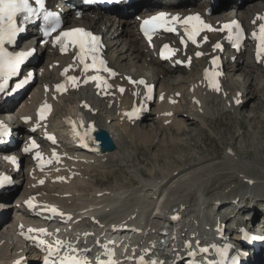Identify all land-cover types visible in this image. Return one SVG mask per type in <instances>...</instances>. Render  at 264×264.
<instances>
[{"label": "rangeland", "instance_id": "rangeland-1", "mask_svg": "<svg viewBox=\"0 0 264 264\" xmlns=\"http://www.w3.org/2000/svg\"><path fill=\"white\" fill-rule=\"evenodd\" d=\"M250 1L247 2L245 4V7L243 8V13L247 14V16H250L253 13V10L252 11L250 10L251 7L255 9L254 11H256L264 6V0H256V1L252 0V2ZM255 2H257L256 7H254ZM110 20L111 21H108L109 26H107L110 29V34L108 35V37L110 38L111 43L110 42L109 43L110 46H112L113 44L115 45L117 43L115 46L113 45L114 47L117 48V50L112 51L111 55L119 56L118 57L119 61L115 60L116 66L126 70V72H136L139 73V75L152 74L155 76V68H154L155 66L152 65L148 66L149 63L147 62L149 61L147 58L145 61H143V59H140V61H138V59L135 58L134 55L137 54L134 53L135 51L133 52L132 48L130 47L132 42L130 43L129 46V42H130L129 35L124 34L123 36L117 37L118 33L122 32L124 27L123 25H120L121 21H118L119 24L118 25L113 19ZM121 26H122V30H121ZM132 26L133 25L131 26L127 25L125 26V28L128 27V29L130 30ZM128 38H129V42H128ZM140 43H142L143 46L145 47L143 42L140 41ZM114 47L111 50H113ZM49 55H50L49 56L50 59H54L53 55L51 54ZM53 61H58V60H53ZM117 64H119L120 66ZM248 65L251 64L249 63ZM252 66L253 65H251V67ZM47 73L48 76L44 77L45 84H48L47 80L50 77H52V75L53 76L55 75V73L53 72L50 73V71ZM250 73H248V71L243 69L237 71L236 70L233 71L232 69L231 71H229V78L227 80V85L229 86L227 91L228 92L232 91L231 94L234 95L237 90H241L243 93L242 99L244 101V104H240L239 105L240 107L234 104V107L236 108H233L231 100L227 101L230 104L227 105L225 104L226 103L225 98H221L219 96L215 97L214 95L208 96V99L205 101L204 104L206 106V110L204 111L206 117L205 118L198 117V120L196 119V121L193 122L190 120H187L186 122L184 121L181 122L182 128L187 129V131L180 134L176 133L175 129L171 130L169 126H165L164 125L165 123L162 124L163 122L157 119L156 111L153 109V113H151V115H148L141 124L136 123L135 124L136 126L132 127L131 124L133 123H131L128 128L129 130L130 129L131 130L127 135V133H125V130L122 129L123 127L120 126L118 122L117 119L118 115H113L112 113L109 119L111 120L112 118H114L111 120V122L113 120H116L112 124L117 125V127H119V130L116 129L115 127L114 128L112 127L114 131L113 129H111L112 132L110 133L111 135L112 134L119 135V133L121 132V136L123 137V144L125 145V149L123 150V152L117 153L115 155V159L120 154L122 157L127 158L128 161L123 162V160L119 159L118 161L114 162L115 164L114 163L107 164L106 161H100L99 163H97L96 166L91 167L92 165H88L89 170H87V172L85 171L84 175L83 174L81 175L80 177L81 182L78 179V177H77V181L74 179V181L76 182L74 185L75 188L74 190H75V194L78 195L77 197H84V196L97 197L96 193L98 189L101 190L105 188L111 189L112 188L111 179L113 177L122 175V173L125 171L127 172L129 171L133 177L132 182L127 185L128 189L130 188L129 189L130 192L139 191V193L141 192V194L144 195L146 191L144 189L150 188L149 187L150 185H147L148 183L152 184V182H154L155 180L163 181L165 177L167 175H170L172 171H174V169L178 166H182L183 168L186 167L187 170L188 166H191V163L192 166L194 167L207 163L208 167L214 166L217 169L216 178L212 182L211 187L208 189V191L212 194L211 196H208L207 194L199 195L201 201L202 200L210 201L213 198H215L219 194V192H217V189L219 188L221 189L225 184H228L230 188L234 186L240 190L242 188V181L236 178L235 174H233V170L234 168H237L239 166L243 167L247 162L255 163L257 170L256 172H258L257 174L264 176V166H262V164L264 165V90H263L264 70L261 67H256V69L255 67H252ZM171 74L172 75H169V77H164V78L163 76H161L164 74H161L160 75L161 82L159 80V86L163 83L164 87L169 92L173 91L174 87H175V92L179 91L176 88L185 90L190 80L197 78L196 71L175 70L172 71ZM177 79L181 80V83L177 85L175 84L171 85V83L173 84L174 80L177 81ZM44 83H42V85ZM36 86L39 87L40 85L36 84ZM34 89L35 86L33 90ZM36 92L33 94V96H35L34 100L31 99V97L27 98L28 101H30V104L38 99L40 100L42 94L44 95L42 89L40 88L36 90ZM88 92L89 91H85L84 93L88 95ZM78 94L79 96H75ZM78 94L71 93L65 96V99L64 98L58 99V101L60 100L62 102H59L60 104H57V106L55 105L57 107L56 108L57 110L55 109L56 111L54 116H58V114L64 115L66 113H70L69 110H73L72 104L74 108L76 107V111L80 112V109L79 107H77V105L78 104L80 105L81 102L78 99L79 98L85 99L90 95L82 96V94L80 93ZM68 96L72 97V99L74 100H72ZM226 98H230V97H226ZM96 99L93 100L92 98H90V101L93 103H95L96 101L100 102L101 103L100 108L102 109L103 107H106L105 105H108V103L110 102L109 101L106 103L105 99H103V102L98 98ZM25 101H26V97H25ZM28 101L27 104L26 103L24 104L29 105ZM104 101H105V105L103 104ZM42 102H45V104L48 105L47 98ZM64 102H68V104L64 105ZM69 102L71 103L69 104ZM16 103L14 104V107ZM61 103L64 106L61 107ZM189 103H190V99L188 94V97L186 101L181 105V108L184 107V104L189 105ZM191 105L192 103H190V106ZM65 106H67V108ZM12 108H13V104L7 109V112L9 113H5V115L9 114L8 116L10 120H12L11 116H13L14 121L19 124L18 128H20L21 125L16 115L19 111L16 110L17 112L14 113L11 111ZM66 109L67 111L66 113H64ZM57 111H59L60 113L59 112L57 113ZM94 111L96 110L94 109ZM105 111L106 110H103V112L101 111V114L103 117L105 116L104 118L107 119L109 112H105ZM198 111L200 112V110L197 107V112ZM187 114L188 113H186V115ZM106 128L109 130V128H111L110 124ZM134 128L136 129L134 130ZM142 131L146 133L147 136L146 141H143L139 137H137L138 133ZM148 143H150L151 145ZM204 156H208V158L205 159V162L204 160L201 159ZM159 158L161 160H159ZM185 164H188V166H186ZM186 170L183 172L184 174L182 173L178 175V177L174 178L173 175L172 176L173 180L165 184V186L160 191H158L157 193L158 197H156V199H151L150 197L141 196V197H146L145 199H142V201L144 202L142 204L138 201V199H130L129 200L130 202L128 201L126 203H132L133 207L136 208V210L141 209L139 208V206L145 207L147 204L151 208L149 210L150 212L149 214L152 218L150 220L153 221L152 224L156 222L155 221L156 216L159 217L161 215V217L162 216L165 217L167 211L168 213H170L174 208H181L183 211H186L187 209L191 208V206H193V203L192 205H190L192 195H190L191 193L189 194V192L186 193L182 192V194L179 193L172 196L173 200L169 202V204L170 203L171 204L168 206V208H166L167 206L165 208L162 207V203L164 202V200H166V197H169V193L172 194V190L175 189L178 180L190 175ZM87 173H89V175H87ZM140 173H142L145 176L144 179L147 180L144 181L143 178L140 176ZM190 176L194 178V175H190ZM82 180L86 181L84 182L85 184L82 182ZM77 182H79V184ZM144 184H146V186H144ZM197 184L198 186H202L203 183L197 182ZM70 185L71 187H73L72 184ZM45 191L46 190H43V192ZM19 192L20 190L17 189V191H15L14 193L18 194ZM102 192L103 191H99L100 194ZM147 194H152V190L148 191ZM197 195L198 194L196 193L195 197H198ZM98 196L100 197V195ZM177 202L179 204L172 207V204ZM118 205H121V203ZM229 207H227L226 209L228 210ZM162 208L164 210H162ZM109 214L111 213H108V215ZM6 229L8 230L7 226L3 225L2 227H0V235L5 239L10 240V238L12 239L13 234L11 235L10 234L11 232L8 233ZM180 241L183 240H180L179 238H177L176 240L175 238V241H172V243L174 244L177 243V246L175 245L176 247L181 245L180 247L183 248V245L181 244Z\"/></svg>", "mask_w": 264, "mask_h": 264}, {"label": "bare ground", "instance_id": "bare-ground-1", "mask_svg": "<svg viewBox=\"0 0 264 264\" xmlns=\"http://www.w3.org/2000/svg\"><path fill=\"white\" fill-rule=\"evenodd\" d=\"M194 1H196V0H193V2ZM252 1V0H251ZM171 5H173V7L175 8V9H177L179 6H180V4H177V3H175V4H171ZM257 6V2H255L254 3V7H256ZM115 14H117V15H119L120 13L119 12H115ZM96 15H98V19L97 20H95V19H92V18H84L83 20H80L79 22L81 23V24H83V25H86L87 27H89V28H91L92 30H96V31H102V32H105V33H107V31L106 30H104V28L106 27V25H107V19L108 18H111L110 16H108V15H104L105 16V18H106V20L107 21H103V18H104V16H102V14L101 13H97ZM101 17H103V18H101ZM243 18H244V16H243ZM246 18V17H245ZM122 23V24H121ZM134 24V21H121L120 22V25H123L124 27H123V30H122V32H120L118 35H117V37H120V36H123L124 34L125 35H129V37H130V42H132L131 43V48H132V51H135V53L137 54V55H134L135 56V58L136 59H138V61H140V59H143V61H145L146 60V58H148L149 56H151L152 55V53L151 52H147L145 49L147 48L146 46V48L143 46V44L142 43H140V37H139V35L137 34V31H135L134 29L133 30H129L128 29V27L127 28H125V26H131V25H133ZM106 29V28H105ZM129 39V38H128ZM117 44V43H116ZM115 44V45H116ZM114 45V46H115ZM113 45L112 46H110V43H109V50H111L113 47H114ZM115 48V47H114ZM45 51H47V49L45 50ZM50 53V52H49ZM131 55V54H130ZM133 58V57H132ZM134 58V59H135ZM243 57H242V55H240L239 56V58H238V60L236 61V63L234 64V67H235V70L237 71V70H240V69H243V70H246V71H248V73H250V71H251V69H252V67H255V66H257L256 64H255V66L253 65L252 67H251V65H248L249 63L248 62H246V64L243 62V61H241V59H242ZM53 60L54 59H50V63H51V61H52V63H53ZM135 61V60H134ZM147 63H149V65H152V66H158V74L160 75V73L161 74H164V76H166V77H169V75H172L171 74V72H172V68H170L167 64H164V63H160L158 60H157V58H155L154 56H152L151 57V59H150V62H147ZM146 63V64H147ZM251 68H250V67ZM182 70V69H181ZM183 70H185V69H183ZM179 71V70H178ZM51 72H54V71H50V73ZM251 74V73H250ZM250 74H248V75H250ZM141 75V74H140ZM55 76V75H54ZM175 81V80H174ZM48 85H49V83H48ZM264 90V89H263ZM36 92V91H35ZM214 92V91H213ZM37 93V92H36ZM144 91H143V88H141V87H137V86H135V87H133V86H129V88L125 91V92H123V93H118V96H120L119 98H123V102H125L127 99V101L121 106V108H120V106H119V112H118V117H117V119H118V122H119V124H120V126H122L123 128V130H125V133H127V135L129 134V132H130V130L128 129L129 128V125L131 124V123H129L127 120H126V117H125V115H124V110H125V108L127 107V105L130 103V102H132L133 100L132 99H130L133 95H136V96H138V98H139V100L140 101H143L144 100ZM88 95H90V96H88ZM88 97L87 98H85V99H83V98H79L78 100H80V102H82V100H85L86 101V103L84 104V106L86 105V104H91L92 105V102L90 101V98H92L93 100H95L96 98H95V96H93V94H91L90 92H88ZM67 96V95H66ZM34 97L35 96H33L31 99H33L34 100ZM37 97V96H36ZM69 97V96H68ZM60 98H65V96H63V97H60ZM59 98V99H60ZM69 98H71V97H69ZM72 99V98H71ZM237 100L239 99V98H236ZM63 100V99H62ZM68 100V99H67ZM72 100H74V99H72ZM97 100V99H96ZM28 101V100H27ZM27 101H26V104H27ZM106 101V100H105ZM104 101V102H105ZM59 102H62V101H55V102H52L53 103V105H54V107L55 108H57L56 106H57V104H60ZM102 102H103V99H102ZM107 102H109V101H106V103ZM48 104H52L50 101H48L47 102ZM71 102H69V104H70ZM75 103V102H74ZM110 103V102H109ZM109 103H108V105H105L106 107H103V109L102 108H99V110H96V111H94V108L91 110V111H86L83 107H81L78 103V105H77V107H79V109H80V112H78V115H80L83 119H84V121L85 122H87V123H89V122H94L95 123V125H97V126H100L101 128H105V129H107L106 127H108V125L110 124V126H111V128H109V132H112L111 131V129H113L114 127L116 128V129H118L119 130V127H117V125H113L112 123H111V120L112 119H114V118H112L110 121H109V118H110V116L112 115V113H113V115H114V111H111V110H113V108H114V105H115V102L113 103V105H112V103H111V106H109ZM26 104H24V105H22V107L18 110L19 112L16 114L17 115V117H19L20 118V114H23V113H25V112H28L29 110H30V107H31V104L29 103V105H26ZM56 105V106H55ZM61 105H62V103H61ZM101 105V104H100ZM109 106V107H108ZM164 106H166V108H164V110L163 111H160L159 113H158V117L160 118L161 117V122H163V124L165 123L164 121H166L167 119H170V117L169 116H166V113H165V111H169V110H171V107L169 106V104H166V103H161V105H160V108H162V107H164ZM196 107H198V104H196ZM67 108V107H66ZM69 108H70V106H69ZM72 108H73V110H69V112L70 113H73V112H76V107L74 108V106H73V104H72ZM71 108V109H72ZM109 108H110V110H109ZM199 108V107H198ZM59 109V108H58ZM63 109V108H62ZM57 110V109H56ZM55 110V111H56ZM60 110V109H59ZM103 110H106L105 112H109V114H108V118L106 119V118H104L103 116H102V114H101V111L103 112ZM174 119L172 120V126L171 125H169V127H170V129L172 130V129H175L176 130V133H178V134H180V133H183V132H185V131H187V129H183L182 128V124H181V122H186L187 120H190V121H196V119L198 120V117H202V118H205V116H204V114L202 113H200L199 111L196 113V116H193V114L192 113H188L187 115H186V113H185V111H183V110H179V107H175L174 109ZM67 111V110H66ZM59 111H57V113H58ZM63 112V111H62ZM111 112V113H110ZM60 113V112H59ZM11 116V115H10ZM66 116H68L67 114H64V115H59L58 114V116H52L51 117V119H49V122H50V128L49 127H47V128H49V129H52L53 127H55V126H58V124H60V126L62 125V123L64 122V119H65V117ZM186 116V117H185ZM178 117H182V119L180 118V119H178ZM11 118H12V120H11V123H12V125H14V128H15V133L17 132V131H20V128H18V126H19V124L17 123V122H15L14 121V117L13 116H11ZM19 120V119H18ZM108 120V121H107ZM108 122V123H107ZM136 123V122H135ZM181 124V125H180ZM196 124V123H195ZM21 125V124H20ZM113 127V128H112ZM177 127V128H176ZM186 128V127H185ZM116 129H115V131H116ZM121 129V128H120ZM121 129V130H122ZM113 131H114V129H113ZM64 132V131H63ZM113 135V138L115 139V142H116V144H117V149H116V151L115 152H107V153H105L104 155H101V158H103L105 161H106V163L108 164H113L114 162H116V159H115V155L117 154V153H119V152H123V150L125 149V145L123 144V139H121L122 137H121V132L119 133V135L118 134H112ZM117 136V137H115V136ZM148 135V134H147ZM141 138H144L143 140L144 141H146V133H144L143 131H142V133H141V136H140ZM59 138H64V137H59ZM122 140V141H121ZM147 144V143H146ZM148 144H150V143H148ZM151 145V144H150ZM149 145V146H150ZM173 145H174V143H173ZM81 152H83V153H80V154H78V158H79V160H81V162H83V161H86L87 159H92V158H94V156H92V155H94V153H89L88 151H86V150H81ZM120 155V154H119ZM100 158V159H101ZM206 158H208V156H204V157H202L201 159L202 160H204V162H205V159ZM99 159V160H100ZM159 160H161L160 158H159ZM209 160H210V158H209ZM27 161H29L28 159H27ZM1 162V161H0ZM30 162V161H29ZM188 163V162H187ZM115 164V163H114ZM186 166H188L187 164H185ZM208 164L207 163H204V164H201L200 166H197V167H199V168H197L196 169V172H201L200 174H198V175H196V174H194V173H192V175H194V178L192 177V176H186V177H184V178H182V179H180V180H178V183H177V185H176V187H175V189H173L172 190V194H170L169 193V197H166V200H164V202L162 203V207L163 208H165L166 206V208H168V206L171 204H169V202H171V200H173L172 199V196H174V195H176V194H179V193H181L182 194V192L183 193H186V192H190L189 194L190 195H192V199H191V202H190V205H192V203H194L195 202V196H196V193L193 191V189H192V187H195V186H197L198 187V189L200 190L203 186H205L204 184H202V186H198V184H197V182H199L200 180V178H199V176H203V177H208V176H212V173H209V171L210 170H212V168H210V167H208L207 166ZM114 166V165H113ZM262 166H264L263 164H262ZM115 167V166H114ZM188 167H192V163H191V166H188ZM201 167V168H200ZM188 169V168H187ZM87 170H89V166H82V167H80V172L82 171V174L84 175V172L86 171L87 172ZM186 170V167H182V166H178V167H176L175 169H174V171H172V173L170 174V175H167L166 177H165V179L163 180V181H154V182H152V184L151 183H148L147 185H150L149 187V189H144V190H146L145 191V193H144V195H142L141 194V192L139 193V191L137 192V191H132V192H130V193H128V191H130L129 189H125V188H127V185H128V183H129V181H127V184L125 185V187H124V189H125V191H123V192H118L117 190L116 191H113V192H111L109 195H103V196H97V197H77L78 195L77 194H75V188H74V185H75V181L73 182V181H71V180H68V181H66V182H61V180L58 178L57 179V181L56 180H53V177L52 178H50L49 176H47L46 177V180H47V182L45 181V193L47 194H49V195H51V196H53V197H51V198H54V199H56V200H58L59 202H61V203H63L64 205H68V204H73V205H81V204H85L86 202H92V201H99V203L96 205V206H99V208H102L104 211H105V213L106 212H108L109 211V213H111V214H113L114 212H118V210L119 209H121V210H125L126 212H128V214L126 213V215L127 216H130V214L131 215H134L135 217H137V216H139V215H144V214H149L150 212H149V210L151 209L147 204H146V206L145 207H143V206H139V208H141V209H139V210H136V208H134L133 207V205H132V203H126L125 204V206H123L122 204L121 205H118V204H120V199L122 198V197H128V199L130 200V199H138V201L142 204V203H144L143 201H142V199H145L146 197H150L151 199H156V197H158L157 196V193H158V191H160L164 186H165V184H167L168 182H170L171 180H173V178H172V176L174 175V178L175 177H178V175H180V174H182L184 171ZM81 174V175H82ZM184 174V173H183ZM81 175L78 177V179L80 180V177H81ZM123 176H125V178H127V177H129L130 176V173H129V171L127 172V171H125V172H123L122 173V175H120V176H116V178H118L119 180H117L118 181V183H123V180H121V178L123 177ZM216 176V172L214 173V177ZM83 177V176H82ZM45 179V178H44ZM83 179V178H82ZM76 181H77V179H75ZM85 180H86V178H85ZM204 181H206V179L204 180ZM80 182H81V180H80ZM82 182L84 183V182H86V181H83L82 180ZM78 184H79V182H77ZM70 184H72L73 185V187H71V185ZM85 184V183H84ZM83 185V184H82ZM144 186H146V184H144ZM28 187L29 188H31V189H33V190H36V189H38V188H40V187H38L36 184H35V180H30V182H28ZM78 188V187H77ZM74 190V191H73ZM132 190V189H131ZM150 190H152V194H147V192L148 191H150ZM71 194V197H69L67 194ZM128 193V195H126ZM150 193V192H149ZM130 196H133V197H130ZM141 196H146V197H141ZM2 197H4V196H2ZM129 200H127V202L129 201ZM152 201H154V200H152ZM130 202V201H129ZM177 204H179L178 202L177 203H173L172 204V207H174V206H176ZM161 207V206H160ZM162 208V210H164ZM107 210V211H106ZM167 210V209H166ZM227 210V209H226ZM8 213H7V217H9V211H7ZM122 212V211H121ZM155 212V211H154ZM158 215V214H157ZM169 215V213H168V211H167V214H165V217H161V215L159 216V217H155L156 218V220H155V218H154V220L156 221V222H159V221H161V220H164V219H166L167 218V216ZM155 216V215H154ZM150 219H152V218H150ZM254 220V219H253ZM152 221V220H151ZM12 221H10V223H11ZM155 222V223H156ZM1 224H3V223H0V225ZM147 227H144V233H143V235H141V239H142V237H144L143 239H145V234H147L146 233V231H148L149 233L155 228L153 225L152 226H149V225H146ZM8 233H10L11 235L13 234V230L12 229H10L9 227H8ZM14 235V234H13ZM176 240H177V238H179L180 240H183V237L182 236H179V235H177L176 237ZM175 238H173V241H175ZM181 243H182V241H180ZM179 245V244H178ZM177 246V245H176ZM183 250H184V252H187V249H185V247L183 246V248H182ZM263 252H264V248L262 249V251H261V254H256L255 255V261L256 262H258V263H260V262H262V263H264V256H263ZM18 255V247H16V248H13L12 246H11V243H10V240L9 239H5L4 237H2L1 235H0V264H7L9 261H11V260H13L16 256ZM29 264H38L36 261H34V260H31V261H29Z\"/></svg>", "mask_w": 264, "mask_h": 264}, {"label": "snow or ice", "instance_id": "snow-or-ice-1", "mask_svg": "<svg viewBox=\"0 0 264 264\" xmlns=\"http://www.w3.org/2000/svg\"><path fill=\"white\" fill-rule=\"evenodd\" d=\"M35 4L38 7H33L30 0H0V92L5 91V84L8 79L13 76H17L20 72V66L23 63L25 57L30 56L31 52L26 53H17L14 51H9L6 45H14L17 40V36L19 33L24 31L22 27H19L17 24V16L23 14L24 21L29 20L33 17H38L40 12L44 10L45 0H35ZM56 13L54 12H46L45 19H53L54 23L52 27L45 32V35H50L53 32H56L58 28H60V22L56 19ZM260 20H264V17H259ZM181 22V18L179 16H175L171 18V23ZM171 23L168 19L167 13H160L158 16H153L150 19L144 20V34L149 39L152 40L151 33L155 31L157 28H164L169 33H174L176 29L171 26ZM185 33L187 34L188 40H190L193 44L197 43V36L200 33L201 29H208L209 31L213 30L211 26L204 24L199 16H189L182 21ZM241 26L238 22L233 21L231 23H227L223 25V29L227 30L229 33V39L232 38L233 29H240ZM242 34V33H241ZM253 36L256 37L260 42V52L264 53V23H260L259 25V33H253ZM207 40V37L204 38ZM236 40H240V34H236ZM56 44L61 46V51H67L69 46H75L78 48L79 56L78 60L80 64L83 65V70L87 73L89 70H93L97 73V75L88 76L84 83L88 81H95L96 87L98 89L102 88L107 82L106 80L99 75L100 72L106 71L111 74L112 70L107 67L106 61L101 58V37L93 34L92 32L86 31L83 28H75L68 31H62L59 35L55 37ZM217 49L221 48V44L217 43L215 45ZM239 48V43L236 45ZM165 52H174V50H170L168 45H164ZM163 55V53H162ZM198 56L203 55L202 53H197ZM91 61L90 63L88 61ZM212 63L215 65L218 63V59H214ZM67 71V70H66ZM220 73L213 72L211 75L213 77L218 76ZM29 76L32 74L29 73ZM207 75V73H206ZM70 80L73 84L77 83L76 77H70ZM27 81V77L25 81ZM132 83H137V81H132ZM139 84H143L147 87L148 92H152V87L147 85L144 80L138 81ZM22 83H17L16 87H22ZM110 87V85H109ZM213 87H219L218 84L213 81ZM64 88V85H57V91ZM121 92L124 91L123 88L120 89ZM50 106L45 105L41 108L40 114L43 117L44 113L48 111ZM0 135H4L3 126L0 125ZM52 139V137H49ZM33 147H37L35 142L33 141ZM30 151V149H25V152ZM36 158L41 159V154L39 152L36 153ZM15 163V158H12ZM8 178L4 177L0 179V185H2ZM63 179V177H61ZM41 184L44 183L43 180L40 181ZM31 205V201L29 202ZM46 211H50L53 214L58 212L55 207H46ZM59 215L63 216L62 212ZM173 219H178V217H173ZM68 220H72L71 216H68ZM22 227V226H21ZM29 232L38 231L40 233H46L45 229H29ZM247 238V236H246ZM43 243V241H41ZM62 241H57V245L62 244ZM59 249H57L58 251ZM208 248L205 247L202 249L203 252H208ZM61 264H88L87 260H77L75 257L66 256ZM141 264H144V259L141 257ZM150 264H163V261H150ZM234 264L236 262L234 261Z\"/></svg>", "mask_w": 264, "mask_h": 264}, {"label": "water", "instance_id": "water-1", "mask_svg": "<svg viewBox=\"0 0 264 264\" xmlns=\"http://www.w3.org/2000/svg\"><path fill=\"white\" fill-rule=\"evenodd\" d=\"M100 140L102 141L105 149H108L110 151L114 148V143L106 132H102Z\"/></svg>", "mask_w": 264, "mask_h": 264}]
</instances>
